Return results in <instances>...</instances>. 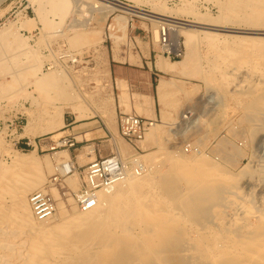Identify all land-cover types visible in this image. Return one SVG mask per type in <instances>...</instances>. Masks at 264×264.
Here are the masks:
<instances>
[{
  "label": "rangeland",
  "instance_id": "obj_1",
  "mask_svg": "<svg viewBox=\"0 0 264 264\" xmlns=\"http://www.w3.org/2000/svg\"><path fill=\"white\" fill-rule=\"evenodd\" d=\"M79 1L68 3L63 20L46 0L0 3V264H16L25 258L22 253L31 235L22 227L13 199L20 177L34 172V164L45 174L40 187L51 196L56 211L47 221H38L32 213L33 222L56 226L64 216L81 211L73 198L81 187L88 162L77 157L80 151L76 155L71 152V157L67 154L66 149L75 145L55 143L50 148L44 144L55 134L42 132L49 114L71 101L81 105L93 102V94L102 87L103 80L94 78L101 75V69L90 68L91 59L101 60L103 44L124 45L136 52L132 36L141 27L158 49L152 35L156 24L141 17L131 18L120 10L104 17L99 13L100 7H92L95 4L91 0ZM119 1L132 4L130 0ZM153 1L176 11L175 16L181 19L193 20L196 15L208 14L222 28L263 35L218 31L213 32L215 39L209 41L196 31L175 33L183 41L185 52L182 59L172 63L182 68L185 79H164L168 85L162 99L165 115L156 119L155 126L137 147L115 135L123 158L137 157L144 165L141 175L148 174L147 185L137 189V196L135 192L129 195L127 205L115 208L113 220L111 216L89 228L84 224L70 225L65 231L52 233L66 246L68 256L43 263L138 264L145 257L136 259L137 250L148 241L151 253L165 250V255L160 253L166 257L162 264H264L262 255L259 260L247 256L258 239H264V102L254 104L256 96H264V39H260L264 38V0H141L138 6L149 10ZM27 20L26 28L10 30L13 24ZM229 36L235 40H226ZM22 55L24 63H18L17 57ZM198 103L205 106L199 115L193 109L180 113ZM184 114L189 115V120L182 119ZM63 115L70 120V113ZM179 117L187 130L182 132L181 128L174 133ZM29 118L33 123L26 134ZM64 135L53 139L58 142ZM56 150L66 153L53 155ZM22 154H30V162L19 161L17 156ZM69 160L75 162L79 185H71L76 176L71 173L55 184L51 179L57 176L56 165ZM199 160L208 170L195 177ZM247 163L254 165L255 172L235 184L221 181L220 175L214 173L218 169L228 177ZM137 201L150 204L145 211L149 219L147 214L144 213L146 218L134 210L140 204ZM165 221L168 224L164 225ZM96 224L118 232L123 245L113 256L117 260L111 261L113 258L100 250L99 242L82 246ZM131 239H136L135 246L128 245Z\"/></svg>",
  "mask_w": 264,
  "mask_h": 264
},
{
  "label": "bare ground",
  "instance_id": "obj_2",
  "mask_svg": "<svg viewBox=\"0 0 264 264\" xmlns=\"http://www.w3.org/2000/svg\"><path fill=\"white\" fill-rule=\"evenodd\" d=\"M2 1H4V0H0V3ZM46 1H48V3L50 4L52 10L61 16L60 19L63 20L62 16L65 15V11L67 10L68 3H71L70 2L71 0H46ZM75 1L77 3L79 0H75ZM91 1L95 4L94 6L92 5V7H95V8L100 7L101 11L99 13H102V16H104V17H106L109 13H111L113 11L120 10V11H123L124 13L128 14L129 16H131V18L133 16L141 17L143 19L151 21L153 24H156V27H154L152 29L153 41L155 43H157L158 38H159V27L161 25H164V24L169 28L170 33L174 37L175 42H177V40L179 39V38H177V36H175V33L176 32L179 33L180 31L181 32L196 31V32L202 33L204 35V38L206 37V39H208L209 41H213L215 39V34H213V32H218V31L228 32V33L229 32L230 33H238V34H244V35H249V34H253V35L257 34L259 36L263 35V33L256 32V31H239V30L237 31L235 29L230 30V29L222 28L221 26L216 25L215 17L210 16L208 14L196 15L193 20L181 19V18H178L175 16V15H177L176 11H174L172 9L165 8L166 6H164V4L161 5L157 1H153V2L149 3V6H150L149 10L143 9V8L138 6L139 3H141V0H130L132 2V4L123 3V2H120L119 0H91ZM80 2L81 1H79L78 3H80ZM33 3L34 2H32V4ZM85 6H87V8L90 7L89 5H85ZM82 9H84V7ZM90 10L93 11L92 8H90ZM67 16H69V15H67ZM116 19L119 20L120 18L116 17ZM28 21L29 20L22 21L20 24H17V25L13 24L10 30L16 31L17 29H19L21 27L26 28V26H27L26 23ZM56 24H58V23H56ZM56 28H58V27H56ZM198 28L200 30H197ZM190 37L191 36H189V40H190ZM260 39H264V38H260ZM226 40H230V41L233 40L234 41L235 39L233 37L229 36L226 38ZM226 40L224 39V41H226ZM209 41H207V42H209ZM181 46H182V50H183L182 57H181V59H182L184 56V52H185L183 41H181ZM17 59H18V63H24V56L23 55L18 56ZM72 61H75V60L72 59ZM175 69L176 68H175L174 63L167 64V69H166L167 71L173 72ZM176 70L182 71V68L177 67ZM166 84H167L166 80H164V79L161 80L158 83L159 86L157 85L158 90L162 91L165 88V86L168 87V85H166ZM161 94H164V93H161ZM254 102H255L254 104H256V105L263 104L264 96L259 94V96H256L254 98ZM81 107H80V109H81ZM64 108L65 107L56 108L49 114L47 123H46L45 127L42 129L43 133L54 132L55 130H57L58 128L63 126ZM77 109H78V107H77ZM78 112H80V111H78ZM78 114H80V113H78ZM182 117H183L182 119H184V120H189V115H185ZM32 123H33V119L29 118V121H28L27 125L25 126V133L26 134H28V132H29L28 126L30 127ZM154 126H155V124H153V127ZM186 130H187V127L184 126L182 128V132H186ZM30 137H32V136H30ZM141 141H143V140H141ZM56 144L57 145H65L66 140L64 138H62ZM85 149L87 152H93V145H88ZM57 153H58V155H60V154L66 153V152H65V150H61L59 152L56 150L53 152V155H57ZM30 158H31L30 154H22V155L17 156V159L21 162H24V161L28 162ZM92 158H93V156L90 157L89 159H87L86 161L88 163H90L91 161L94 160ZM197 162H198L196 165L197 171H194L195 177H198L199 175H202V174H206L207 173L206 170H208L203 161L199 160ZM178 164H179V161H176L175 165L178 166ZM30 165H32V164H30ZM34 165L36 166L35 167L36 169L34 168L35 169L34 172L32 170V171H30V172H28V173H26L20 177L19 185L16 187L15 193H14L15 197L13 199V206H14L13 209H15V212L17 213L19 221L21 222V224H23L22 227H24L26 229V232H28L27 234L31 235V237H29V239H27V241H26L27 243L25 242L26 243L25 253H22V251H21L22 256L25 255V258H22L24 260H22V262H20V263L18 262L16 264H40V263L44 264L43 262H45V261L50 262V261H54L56 259H61L62 257H64V255H67L68 251L66 250L67 249L66 246L62 245L61 242L59 241V239H57L53 236V234L56 231L62 232V231L67 230L68 227H70V225H73L72 227H77L80 224H82V225L84 224L85 226H88V228H89L90 225H93L95 223H101L102 221H108V218H111V216H112V220H113V218L116 217L115 214H116L117 210L115 208H117L118 206L127 205L129 202V200L127 201V197H129V195L132 196V193H134V192H135L134 194L136 195L137 189H139L141 186L147 185L146 180L148 179L147 173H145L141 176H129L125 181L115 185L112 189H110L108 191H99L98 192V204L94 208L86 210L84 212L80 211V213H74V214L69 215V216L68 215L64 216V218L62 219L63 221L61 220L62 223L60 222L61 224H56V226L44 227V226H41V225L33 222L32 210H31L30 205H29V197L27 198L29 192H31L34 189L36 190V188H39L41 186L40 184H42V182L45 180V174L42 171L37 170L38 167L36 164H34ZM255 170L256 169H255L254 165L247 163L242 168H240L236 173H233L228 177L223 176L225 174V172L218 170V169L214 170L215 171L214 173L217 175H220L221 181H224L225 183H228V184H235V183L239 182L244 176L249 177L250 175H252L255 172ZM76 171L77 170H76L74 161H72V160L62 161L58 165H56L54 174L57 176L54 177L53 179H51V181H55V184H56L60 181V178L66 177L69 173H71V175L72 174L76 175L72 179L71 185L78 186L79 185V179H78L77 175H79V173H77ZM80 181H81V177H80ZM253 181L256 182L257 180L253 179L252 182ZM122 186L127 187L126 188L127 190L123 191ZM237 190H236V192H237V194H239V191H237ZM132 198L133 197H131V199ZM133 202H132V204H133ZM146 202H147V200H146ZM138 203H140V204L136 205L134 207V210L136 209V211L139 213L142 212V214H144V213L147 214L148 212H145V211H146L147 206H150V204L149 205L148 204L142 205L141 202H138ZM147 216H148V214H147ZM140 217H142V215ZM145 217H146V215H145ZM155 217L152 216V218H155ZM148 219H149V216H148ZM38 221H47V220H38ZM166 224H168V223L165 221L164 225H166ZM71 229H73V228H71ZM121 231H122V229H121ZM159 231H160V229H159ZM117 233L113 232V230H110V229L103 227V225L98 224L96 226L95 230L93 231V234L89 238H87L85 241H83L84 242L83 244H85V246L84 245H82V246L83 247H86L88 245L92 246L95 242L96 243L94 245H97V242H99L100 243L99 244L100 250L102 252L106 253L108 255L109 259L113 258L111 261L117 260V259H114L113 256L116 255V253L118 251H120L119 248H121V247H119V246H121V244H122V242H121L122 240H120V237ZM161 238H163V237H161ZM135 240L136 239H131L130 241H128V245H129V243H130V245H134L137 242ZM147 242L145 245L142 244L143 247H141V249L137 250V253L135 255L136 259L137 258L143 259L145 257L144 258L145 260L142 263H139L138 261H140V260H137L138 264H160V263L162 264L163 263L162 260H165L166 257L162 256L160 253L164 254L163 252H165V250H162L163 249L162 248L158 252L156 251V252L151 253V250L149 249V245L147 244ZM153 243H155V242H153ZM153 243H152V245H154ZM5 245H7V247L9 245V247H10V244H5ZM255 245L256 246L255 247L253 246L254 248L251 251H248L249 253H247L248 254L247 256L250 260H257V259L259 260L260 259L259 257L261 255H262V257L264 256V253H263L264 252V239H258V242H256ZM2 247L4 248L3 245H2ZM17 247H18V245H17ZM20 247H22V246H19V248ZM96 247H98V246H96ZM261 253H263V254H261ZM17 255H19V254H17ZM115 258H117V256ZM14 259H15V257H14ZM182 260H183V258H182ZM133 264H135V263H133Z\"/></svg>",
  "mask_w": 264,
  "mask_h": 264
},
{
  "label": "crops",
  "instance_id": "obj_3",
  "mask_svg": "<svg viewBox=\"0 0 264 264\" xmlns=\"http://www.w3.org/2000/svg\"><path fill=\"white\" fill-rule=\"evenodd\" d=\"M142 30L137 27V35L132 36L135 42L138 39L136 44L133 41L136 52L130 51L124 45L110 44L106 47L103 44L99 52L101 60L91 59L90 68L101 69V75L94 78L103 80L102 87H98L93 94L92 103L81 105L71 101L64 105V113H70V120H65L63 115L62 127L66 129L57 132L60 127L51 134L55 133L53 136H56L65 133L62 138L75 145L66 149L68 151L65 150L69 156L71 152L76 155L80 151L77 157L85 158L86 161L92 156V159L105 157L119 151L115 135L118 134L120 113H135L155 120L165 115L162 99L166 88L159 91L158 83L171 76L180 81L185 78L182 72L176 70L177 65L173 72L166 70L167 64H172L173 60L161 55L151 42L150 36ZM53 136L43 141L50 148L57 143ZM88 145H93V152L86 151Z\"/></svg>",
  "mask_w": 264,
  "mask_h": 264
},
{
  "label": "built area",
  "instance_id": "obj_4",
  "mask_svg": "<svg viewBox=\"0 0 264 264\" xmlns=\"http://www.w3.org/2000/svg\"><path fill=\"white\" fill-rule=\"evenodd\" d=\"M156 44L159 53L167 59L174 61L181 59L183 52L181 41L178 39L175 42L165 24L159 27V38ZM204 108L205 106L202 107L198 103L181 110L180 113L193 109L195 115H199L198 113H202ZM155 121V119H148L135 113H120L118 116V134L128 145L137 147L138 142L144 139L145 134L153 127ZM183 124V120L179 117L173 132H179V129L183 128ZM64 139L66 144L73 145L72 142ZM144 169V165L137 157L124 159L119 151L105 157L94 158L83 171L81 187L74 193L73 199L76 207L81 211L94 208L98 204L99 191H108L125 181L129 176H139L144 172ZM28 197L30 208L36 219L48 220L54 216L55 202L43 189L33 191Z\"/></svg>",
  "mask_w": 264,
  "mask_h": 264
}]
</instances>
